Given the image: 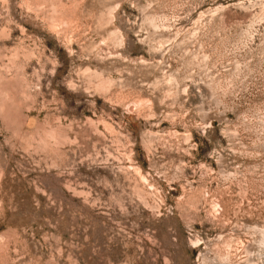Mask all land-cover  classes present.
Here are the masks:
<instances>
[{
	"label": "rangeland",
	"instance_id": "rangeland-1",
	"mask_svg": "<svg viewBox=\"0 0 264 264\" xmlns=\"http://www.w3.org/2000/svg\"><path fill=\"white\" fill-rule=\"evenodd\" d=\"M0 264H264V0H0Z\"/></svg>",
	"mask_w": 264,
	"mask_h": 264
}]
</instances>
